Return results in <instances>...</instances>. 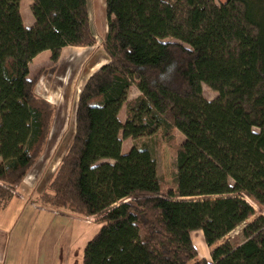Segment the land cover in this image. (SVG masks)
Wrapping results in <instances>:
<instances>
[{
	"label": "trees",
	"instance_id": "1",
	"mask_svg": "<svg viewBox=\"0 0 264 264\" xmlns=\"http://www.w3.org/2000/svg\"><path fill=\"white\" fill-rule=\"evenodd\" d=\"M30 2L27 27L21 0H0V209L44 154L56 116L37 90L44 69L31 77L29 63L96 44L88 0ZM104 13L106 62L77 94L71 141L40 202L102 223L81 264H264V212L246 200L264 210V0H104ZM131 87L139 95L127 99ZM120 132L133 141L126 153ZM162 142L172 184L150 149ZM239 226L232 245L225 237Z\"/></svg>",
	"mask_w": 264,
	"mask_h": 264
},
{
	"label": "rangeland",
	"instance_id": "2",
	"mask_svg": "<svg viewBox=\"0 0 264 264\" xmlns=\"http://www.w3.org/2000/svg\"><path fill=\"white\" fill-rule=\"evenodd\" d=\"M21 3L23 22L27 27H30L33 24V16L29 8L31 2L30 0H21ZM88 6L96 44L85 49L65 48L58 63L50 62L38 69L35 68V65L31 67L32 72L29 73L31 77L37 74L40 69H44L37 89L40 90V93H42V88L48 91L49 100L56 106V116L49 145L44 154L15 189L10 204L0 209V242L4 241L5 244L0 264H41L45 259V247L49 245V242L47 245L45 242L52 233V247L58 251L59 256L58 259H53L52 255L51 261L48 260V262L51 264H81L85 244L102 224L95 218L85 217L65 208L44 205L39 200V194L45 189L58 169L60 158L66 152L71 141L77 94L86 77L99 65L106 62L102 58L106 54L101 46L103 35L106 32L104 0H88ZM96 61L97 65L94 64ZM83 73L85 74L82 75ZM202 91L206 100H213L217 96L204 84ZM138 95L137 88L131 87L127 99L135 98ZM125 104L118 114L121 122L125 120ZM254 130L257 131L256 128ZM173 134L177 142L183 140V135L178 131H174ZM119 136L121 152L126 153L132 147L133 141L131 138H124L121 132ZM150 149L153 150L156 157L159 175L166 183L172 184L175 173L173 151L164 142L159 147L150 145ZM102 161L113 162L111 159ZM246 200L251 203L256 212H264L262 206L256 202L249 198ZM241 229L242 226L237 227L225 239L230 240L232 245L240 242L243 239ZM192 238L199 255L210 259V248L202 241V233L194 232ZM46 255L49 258L48 254Z\"/></svg>",
	"mask_w": 264,
	"mask_h": 264
},
{
	"label": "crops",
	"instance_id": "3",
	"mask_svg": "<svg viewBox=\"0 0 264 264\" xmlns=\"http://www.w3.org/2000/svg\"><path fill=\"white\" fill-rule=\"evenodd\" d=\"M94 46V45H93ZM65 48H69V47H64L63 48V50H62V54H63V52H64V50H65ZM72 48V50H76V49H85V48H88V47H71ZM62 54H61V56H62ZM105 55V54H104ZM61 56H60V59H61ZM102 58L106 61V55L105 56H102ZM59 59V60H60ZM51 61H50V51L49 50H44V51H41L40 53H38L32 60H31V62L29 63V71H30V73L32 72V66L33 65H35V68H40V67H42V66H45V65H47L48 63H50ZM94 64L95 65H97L98 64V62L96 61V62H94ZM100 66V65H99ZM77 73H78V71H77ZM79 74V73H78ZM77 74V75H78ZM85 73H83L82 75H84ZM81 75V76H82ZM90 75V74H89ZM88 75V76H89ZM87 76V77H88ZM80 77V76H79ZM87 77H86V79H87ZM42 78V77H41ZM39 82H40V80L38 81V84H39ZM38 84H37V87H38ZM38 90V89H37ZM40 91V90H39ZM41 91H42V95L45 97V99L46 100H48L49 102H52V101H50L49 99V95L50 94H48V91L47 90H43V88L41 89ZM53 103V102H52ZM194 232H201V231H194ZM194 232H192V233H194ZM202 233V232H201ZM52 236H53V233L50 235V238H48L47 240H46V245H47V243L49 242V245H47L46 247H45V259H43V262L41 263V264H49L50 262H48V260H50L51 261V256L53 255L54 256V258L53 259H58V251H55V249H53V247H52V245H53V242L51 241L52 240ZM202 237H203V235H202ZM192 240H193V238H192ZM202 241L204 242V240H203V238H202ZM194 243V242H193ZM205 243V242H204ZM86 245V244H85ZM194 245H195V243H194ZM207 246V245H206ZM195 247H196V245H195ZM4 249H5V244H4V241L2 242H0V262H1V260H2V257H3V255H4ZM53 251H54V253H53ZM46 254H48V256H49V258H47V255ZM56 257V258H55ZM206 258V257H205ZM209 260V259H208ZM61 262V261H60ZM51 264V263H50Z\"/></svg>",
	"mask_w": 264,
	"mask_h": 264
}]
</instances>
